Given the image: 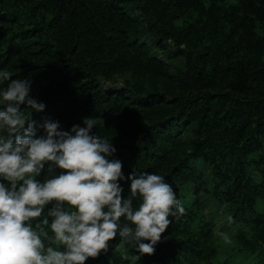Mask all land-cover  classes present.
<instances>
[{
	"label": "trees",
	"instance_id": "1",
	"mask_svg": "<svg viewBox=\"0 0 264 264\" xmlns=\"http://www.w3.org/2000/svg\"><path fill=\"white\" fill-rule=\"evenodd\" d=\"M0 70L44 104L28 122L95 117L125 177L161 175L185 209L153 255L117 235L85 264H264V0H0Z\"/></svg>",
	"mask_w": 264,
	"mask_h": 264
},
{
	"label": "clouds",
	"instance_id": "2",
	"mask_svg": "<svg viewBox=\"0 0 264 264\" xmlns=\"http://www.w3.org/2000/svg\"><path fill=\"white\" fill-rule=\"evenodd\" d=\"M0 105V180L9 185L0 182V264H85L107 253L117 235L134 245L136 259L155 253L169 217L185 213L161 175L125 177L122 162L110 159L115 147L93 134L95 117L68 131L50 119L28 122L21 105L37 112L45 106L30 95L27 79L6 70H0ZM45 165L49 174H61L41 183L35 177ZM122 180L130 181L126 198ZM53 202L50 225L47 217L34 223Z\"/></svg>",
	"mask_w": 264,
	"mask_h": 264
},
{
	"label": "rangeland",
	"instance_id": "3",
	"mask_svg": "<svg viewBox=\"0 0 264 264\" xmlns=\"http://www.w3.org/2000/svg\"><path fill=\"white\" fill-rule=\"evenodd\" d=\"M109 84H115L114 86H119L121 84L120 79H118L116 82H109ZM256 212L262 213L263 212V205L261 202H257L256 204ZM221 224V221L218 220V226ZM228 241V235L225 237H220V242L222 244L226 245V242Z\"/></svg>",
	"mask_w": 264,
	"mask_h": 264
}]
</instances>
